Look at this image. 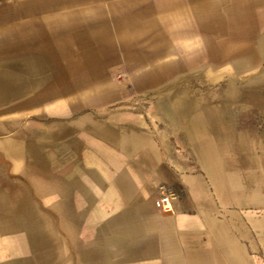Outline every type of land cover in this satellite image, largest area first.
Wrapping results in <instances>:
<instances>
[{
  "label": "crops",
  "instance_id": "1",
  "mask_svg": "<svg viewBox=\"0 0 264 264\" xmlns=\"http://www.w3.org/2000/svg\"><path fill=\"white\" fill-rule=\"evenodd\" d=\"M241 64L264 0H0V264H264V106L189 88Z\"/></svg>",
  "mask_w": 264,
  "mask_h": 264
},
{
  "label": "rangeland",
  "instance_id": "2",
  "mask_svg": "<svg viewBox=\"0 0 264 264\" xmlns=\"http://www.w3.org/2000/svg\"><path fill=\"white\" fill-rule=\"evenodd\" d=\"M214 51H211V53ZM244 53L246 51H243ZM214 54L212 53V60L215 58ZM248 56H244L241 59L231 60L230 58L227 59L228 62L237 61L239 63L250 61ZM181 60V59H180ZM178 68L179 72H182L181 66L175 67ZM170 69V67H169ZM174 69V70H175ZM207 72L209 74V79L207 81H196L194 83H189V88L203 91H209L210 98L206 99L207 102L211 103H218L220 100L226 101V103L232 107L234 106H242V105H250L253 104L255 106H264V66L261 65H248V64H241V65H210L206 67ZM261 77L256 78L253 81H244V82H235L231 79L234 78V75H241L243 79L251 78V75H260ZM226 75V76H225ZM181 84L179 83L178 86L180 87ZM232 89V90H231ZM243 89V97L237 99L236 101V91H240ZM230 91V92H229ZM200 101L204 99L202 97L199 98ZM197 101V100H196ZM122 105H128L132 107V111H135L137 114L140 113L141 118H146L147 121L152 123L158 122L163 129L164 134L165 131V123L161 121L159 118L156 120V116L151 113L150 111L153 110L156 106V97L153 95L152 92H144L143 94L135 95L132 93V97L127 98ZM196 104V103H195ZM208 104V103H207ZM197 105V104H196ZM195 105V106H196ZM243 117V121L250 120L252 114H239ZM247 118V119H245ZM250 122V121H249ZM158 127V125H157ZM170 137V136H166ZM172 138V137H171Z\"/></svg>",
  "mask_w": 264,
  "mask_h": 264
},
{
  "label": "built area",
  "instance_id": "3",
  "mask_svg": "<svg viewBox=\"0 0 264 264\" xmlns=\"http://www.w3.org/2000/svg\"><path fill=\"white\" fill-rule=\"evenodd\" d=\"M159 190L161 191V194H162V196H161L162 206L163 207H169V200H168L169 193H170L169 188L165 185H161L159 187Z\"/></svg>",
  "mask_w": 264,
  "mask_h": 264
}]
</instances>
